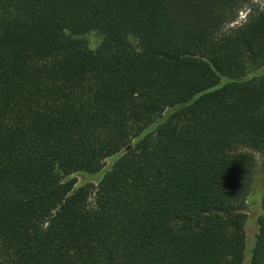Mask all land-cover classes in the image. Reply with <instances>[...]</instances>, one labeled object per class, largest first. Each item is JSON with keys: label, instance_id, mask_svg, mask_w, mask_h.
I'll return each mask as SVG.
<instances>
[{"label": "trees", "instance_id": "trees-1", "mask_svg": "<svg viewBox=\"0 0 264 264\" xmlns=\"http://www.w3.org/2000/svg\"><path fill=\"white\" fill-rule=\"evenodd\" d=\"M258 155L264 6L0 0V264H264Z\"/></svg>", "mask_w": 264, "mask_h": 264}, {"label": "rangeland", "instance_id": "rangeland-1", "mask_svg": "<svg viewBox=\"0 0 264 264\" xmlns=\"http://www.w3.org/2000/svg\"><path fill=\"white\" fill-rule=\"evenodd\" d=\"M252 2L254 4L264 6V0H252ZM247 12H248L247 9L241 11L238 20H242ZM87 38L89 45L92 48L96 47V45L100 40V37L95 33L89 34ZM120 155L121 152L106 158L104 160L103 167L101 168L100 171L96 173H87L80 171L70 174L69 176H67V178L75 179L74 189L86 183L97 184L98 181L102 178V176L112 167L113 163ZM263 188H264V155H258L254 182L251 188L249 198L246 202V206L244 208V212L246 214V222L244 229H245L247 251L251 247L254 240V236L257 232V218L261 213L260 201H261ZM89 203L90 204L93 203V197L89 199Z\"/></svg>", "mask_w": 264, "mask_h": 264}]
</instances>
